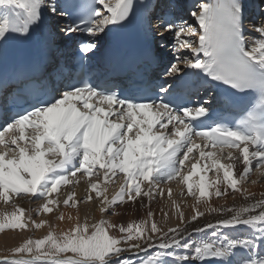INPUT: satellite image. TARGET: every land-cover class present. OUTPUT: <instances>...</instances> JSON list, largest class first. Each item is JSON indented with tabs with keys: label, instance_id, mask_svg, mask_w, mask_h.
<instances>
[{
	"label": "snow or ice",
	"instance_id": "6c2138e0",
	"mask_svg": "<svg viewBox=\"0 0 264 264\" xmlns=\"http://www.w3.org/2000/svg\"><path fill=\"white\" fill-rule=\"evenodd\" d=\"M243 9L241 0H199L192 6L179 0H0V201L12 208L0 213V233L49 229L43 239H25L0 256V264H264V191L254 199L257 193L244 187L258 183L249 181L253 166L258 177L264 176V19L249 25L253 39L245 34ZM138 18L147 35L159 38L161 59L167 57L161 73L167 79L154 87L135 79L125 87L110 80L63 82L59 65L53 73L61 83L50 84L38 79L47 58L9 70V40L46 28V49L54 51L58 40L79 42L77 59L84 69L101 33ZM193 83L209 91L223 86L217 101L222 105H238L247 96L255 103L235 126L209 124L213 101L194 93ZM144 114L151 118L145 120ZM190 154L195 162L184 174ZM201 159L211 160V167L207 162L200 167ZM210 171L215 176L209 183ZM118 174L123 181L109 198V182ZM194 176H199L198 195L190 183ZM81 180L89 193L83 200L74 199L72 189L62 201L54 195ZM172 181L186 186L196 203L186 217L169 187L178 223L165 230L150 204ZM230 194L247 203L211 207L204 200L206 211L224 218L188 232L204 216L201 198ZM18 198L40 201L37 216L53 213L61 203L75 209L95 200L101 218L89 223L77 216L56 235L48 220L26 216ZM137 201L140 209L147 208L145 218L121 223L118 207ZM105 214L117 219H104ZM168 215L163 212L165 222ZM58 219H65L63 213ZM67 219L73 221L71 215ZM241 229L250 234L224 231ZM208 230L212 239H190Z\"/></svg>",
	"mask_w": 264,
	"mask_h": 264
},
{
	"label": "bare ground",
	"instance_id": "6f19581e",
	"mask_svg": "<svg viewBox=\"0 0 264 264\" xmlns=\"http://www.w3.org/2000/svg\"><path fill=\"white\" fill-rule=\"evenodd\" d=\"M182 2V0H180ZM186 1V0H185ZM184 2V1H183ZM241 3L247 4V6H253V4H256L257 6V0H241ZM246 6L244 5V9L243 12L246 11ZM252 9V8H251ZM251 18H254L253 15L250 16ZM190 19V18H188ZM109 27H113V26H109ZM127 29V26L123 29H119L118 31H114V32H105V33H101L100 34V39L102 40V43H99V48L97 51H95V53L93 55H91L90 57L92 58H99L100 56H103L106 52V48L110 43H113L114 40L119 39L122 35V33ZM139 35H141V39L144 38V44H146V42H148L147 40L149 39L150 36L146 35V30L143 28L142 24L140 26V30H139ZM32 38V43H31V48L29 50L26 51V55L28 58H30L31 62L33 63H37V62H41L43 61L51 52H55V51H64V47H66V45H68V43L70 41H65V40H58L56 42V46H55V50H49L45 48V41L48 38V30L46 28H42L40 30H37L35 32H33V34L28 37V39L26 40V43H24V39H21L20 41V45H19V49L18 51L20 52L22 49L23 44H30V39ZM105 41V42H104ZM152 41V38L150 39V42ZM156 40L152 41V43H155ZM104 42V43H103ZM103 44V45H102ZM102 45V46H101ZM155 46H153L154 48ZM71 52V50H70ZM67 53V52H65ZM71 54H64L63 58H68V56H70ZM14 59H12L11 61H13ZM68 60V59H67ZM15 66V64H14ZM9 67V66H8ZM13 67V66H12ZM140 118V117H138ZM151 117L148 114H144V119L148 120ZM31 129H29L30 131ZM9 134L6 135V139L7 136ZM198 143H203L202 141H197ZM205 151H208V149H205ZM198 155V153H197ZM215 159V157L213 158ZM190 162H195V160L192 158V154H190ZM189 161H186V163ZM205 162L208 163L209 167H211L212 161H205L204 159H201L200 161V167H203ZM221 162H225L226 161H221ZM255 172V171H254ZM253 172V173H254ZM258 174L255 172V174L250 175L249 181L251 179H258L257 176ZM215 176L214 171H210L208 174V181L210 183L211 179H213ZM79 177V174H78ZM194 180L190 181V183H192L194 185L193 191H195L198 195V187H196V185L198 184V180H199V176H194L193 177ZM122 178H118L117 180L114 179V183L113 182H109L108 185V192L106 193V195L109 196V198L115 193V191L118 190L119 188V184L122 182ZM246 185V184H245ZM244 185V187H246ZM182 187V189H181ZM182 185H180V187H175L172 189V199H175L181 207V210L185 213L186 217H190L191 216V207L196 203L195 198L194 201L188 200L187 198H191L187 195V189H185ZM247 188L249 189V191L252 192H256L257 195L254 199H259V193L264 191V182H262V184H260V180L258 179V183L256 185H252L251 183L247 186ZM69 189H72L75 191L76 195H75V199H80V198H85L89 193H88V188L87 185L84 183L83 180L80 181V183L78 185H75L74 188L72 185H67V186H62L60 192L54 194L55 196L59 197L62 201L63 198L66 197V194L68 192ZM165 190V193L163 196H156L155 200L153 202H151L150 207L153 209L154 211V218L157 221L158 225L161 226L162 228H164L165 230L168 227H175L178 223V219L177 217L173 214V209L171 208V204L168 198V195L166 192H168L167 188H163ZM207 191L209 193H211L213 191V189L211 187H209L207 189ZM183 192V195H181V193ZM186 193V194H185ZM93 197L95 196L94 193H92ZM186 195V197H185ZM204 200L208 201V204L211 207H220V206H241L243 204H246L247 201H244L239 194H230L227 197H221V198H217L214 195H209L208 197H204L201 198V203L198 205V208L200 211L204 212V216L201 217L198 221V223H193L191 225L188 226V232H192L193 228L196 227H202L204 224L206 223H215L217 220L219 219H223L224 217L220 216L217 213H209L208 211L205 210V205L203 203ZM25 201H28V199H20L18 198L16 203L18 204V206L22 207L25 210L26 216L28 215V206L26 204ZM147 203V201H146ZM65 206L61 203L59 209H54L53 212L55 211H59V215L61 213H63L65 219L63 221L57 222V226L59 225V229H61V231H67L71 225L75 222V218L77 216H79L81 221H84L85 219L88 220L89 223L94 222L95 220H99L100 217V213L98 211V207L97 204L95 202V200L89 202V205L85 206L84 208L81 209H77V215L72 216L69 211L66 212ZM37 208V207H36ZM7 209L8 213L12 212V208L8 205H4L2 201H0V213H4L5 210ZM161 209H163V211H161ZM118 211L121 213L122 215V220L120 221L121 223L127 225L128 223H133V222H137L140 219H144L146 216V212H147V208L145 209H140L139 207V201H137L135 204H125L122 207H118ZM163 212H168V219L165 222L164 221V216H163ZM52 214V213H50ZM74 214V213H73ZM41 215H45L43 213H41ZM71 215L73 217V221H69L67 219V217ZM48 216V215H47ZM48 218V217H47ZM117 219V217H111L108 220H114ZM44 230V228L42 229ZM247 229H241L238 232H232L230 230H224L229 232L230 235L236 236V234L238 233V235H249V231H246ZM241 231V232H240ZM15 232V231H14ZM14 232H10V231H6L3 232L0 235V251L5 250L6 248L9 247H13L14 245H17L22 241L23 233L24 231H22L20 234L18 233H14ZM19 232V231H18ZM208 233H211V230H208L206 233H200V234H195L193 233V235L190 237V239L194 240V241H200V240H205L204 238L208 236ZM260 253L262 255H264V247H262L260 249ZM129 256L133 255L132 253L128 254ZM205 264H212L211 260L205 261Z\"/></svg>",
	"mask_w": 264,
	"mask_h": 264
},
{
	"label": "rangeland",
	"instance_id": "374dc122",
	"mask_svg": "<svg viewBox=\"0 0 264 264\" xmlns=\"http://www.w3.org/2000/svg\"><path fill=\"white\" fill-rule=\"evenodd\" d=\"M183 1L184 0H182V2L179 0V2H181V3H183ZM205 2H206V0H205ZM261 2H262V0H261ZM245 6H246V12L244 13V17H245V19H244V23H245V25H246V29H247V31L245 32V34L246 35H248V36H250V37H252L253 39L255 38L254 37V35L252 34V33H250V32H248V31H251L250 30V27L249 26H247V24L246 23H249L248 21H249V19H251L250 18V14L252 13V10L250 11V7L249 6H247V4H244ZM263 9H264V6H262V4H260L258 7H257V14L256 15H258V17H259V19H254L255 21H256V24H260V22H261V20L262 19H264V12H263ZM188 18H190V19H188ZM185 19L186 20H188L190 23L192 22V18L190 17V16H185ZM195 26V25H194ZM99 43H102V40L101 39H99L98 41H97V44H98V48H99ZM69 45L70 44H68V46L67 47H69ZM63 49V48H62ZM183 51V50H182ZM181 67H183V65H181ZM155 131V130H154ZM134 134H135V132H133V133H130V135H133L134 136ZM7 135V134H6ZM6 137V136H5ZM191 163H193V162H190V160H189V162H187L186 164H185V167H184V169L182 170L183 172H184V174H188V172L190 171V166H191ZM255 168H253V170H252V174H255ZM254 172V173H253ZM258 176V175H257ZM122 178V180H123V174H118V177H116V178H114L115 180H117L118 178ZM259 180H260V184H262V182H264V176H259V177H257ZM194 180V178H192V180L191 181H193ZM250 184V182H248V183H246V187L248 186ZM180 185H182V184H177L175 181H172V182H170L169 184H167V185H164L163 186V188H169V187H171V189H173V188H175V187H180ZM146 186V185H145ZM183 187H186V186H184V185H182ZM181 189H182V187H181ZM185 189L186 188H184V191H185ZM164 193H165V190H164ZM167 193V192H166ZM186 194V193H185ZM185 197H186V195H185ZM20 199H27V198H20ZM75 199V198H74ZM84 198H80V199H76V200H78V201H80V200H83ZM188 200H191V201H194V197H191V198H187ZM26 202V204H27V206H28V215H31L35 220H36V222H39L41 219H44V220H48L49 222H50V224L52 225V227L55 229V234L56 235H59V233L60 232H62L61 231V229H59V225L57 226L56 224H57V222H59V219H58V216H59V211H55V212H53L52 214H45L44 216L43 215H39V216H37V214H36V209L39 207V205H40V201H36V202H34V203H29V201H25ZM87 205H89V202H87V203H79L78 205H77V208H75V209H72V208H67L66 206L64 207L65 208V210H66V212L67 211H69L70 213H72L71 215L72 216H74V215H77V209H81V208H84L85 206H87ZM37 207V208H36ZM74 213V214H73ZM48 215V216H47ZM48 217V218H47ZM101 217V216H100ZM104 219H109V218H111L109 215H107V214H105V216L103 217ZM100 219V218H99ZM43 229V228H42ZM42 229H39V230H36V229H32V230H30V231H24V233H23V238H22V241L23 240H25V239H28V238H31V239H33L34 241L35 240H38V239H43L46 235H47V233H48V227L47 226H45L44 227V230H42ZM7 232L8 231H10V232H14V231H12V230H6ZM5 231V232H6ZM19 231V232H18ZM247 232H248V230H246ZM22 231L21 230H16L14 233H18V234H20ZM241 232V231H240ZM239 233V232H238ZM238 233L236 234V236H242V235H238ZM2 233H0V235H1ZM205 240H208V239H212V237H211V233H208V236L207 237H205L204 238ZM22 243V242H21ZM20 244V243H19ZM19 244H17V245H14L13 247H16V246H19ZM13 247H9V248H6L5 250H2V251H0V256H3V255H5V254H7L9 251H10V249H12ZM128 254H130V253H125V255L126 256H129ZM129 257H134V255L133 256H129ZM140 258H146V256H145V254L144 253H141L140 254ZM197 264H198V262H197Z\"/></svg>",
	"mask_w": 264,
	"mask_h": 264
}]
</instances>
